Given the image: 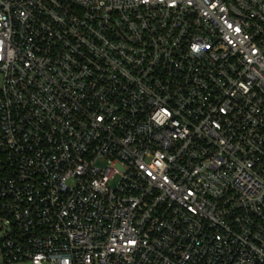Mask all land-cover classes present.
<instances>
[{
  "label": "built area",
  "instance_id": "2783aa9c",
  "mask_svg": "<svg viewBox=\"0 0 264 264\" xmlns=\"http://www.w3.org/2000/svg\"><path fill=\"white\" fill-rule=\"evenodd\" d=\"M2 264H264V0H0Z\"/></svg>",
  "mask_w": 264,
  "mask_h": 264
},
{
  "label": "rangeland",
  "instance_id": "374dc122",
  "mask_svg": "<svg viewBox=\"0 0 264 264\" xmlns=\"http://www.w3.org/2000/svg\"><path fill=\"white\" fill-rule=\"evenodd\" d=\"M0 237H1V228H0ZM0 264H2L1 261H0Z\"/></svg>",
  "mask_w": 264,
  "mask_h": 264
}]
</instances>
